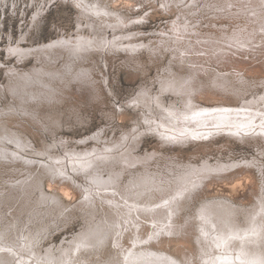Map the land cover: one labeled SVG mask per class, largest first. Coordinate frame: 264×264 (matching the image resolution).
<instances>
[{"label":"bare ground","instance_id":"bare-ground-1","mask_svg":"<svg viewBox=\"0 0 264 264\" xmlns=\"http://www.w3.org/2000/svg\"><path fill=\"white\" fill-rule=\"evenodd\" d=\"M53 1L39 0L14 38L2 18L19 0H0V264H91L86 255L116 257L104 264H264L251 246L264 240V220L244 228L239 219L255 204L264 218L263 186L257 174L235 178L259 168L264 184V169L204 160L186 172L158 147L136 152L149 136L173 147L215 134L264 142V0H57L76 9V32L42 41L37 29ZM161 13L167 25L146 28ZM151 68L156 76L119 107L110 71L129 70L132 83ZM96 106L103 125L67 136L89 128ZM116 109L135 111L133 126L120 130ZM228 179L230 192L254 198L203 197L206 185ZM74 194L82 202L65 199ZM195 196L204 255L156 249L186 242L174 215Z\"/></svg>","mask_w":264,"mask_h":264},{"label":"rangeland","instance_id":"rangeland-1","mask_svg":"<svg viewBox=\"0 0 264 264\" xmlns=\"http://www.w3.org/2000/svg\"><path fill=\"white\" fill-rule=\"evenodd\" d=\"M36 1L39 2V0H36ZM54 1L52 2L53 4L51 2H50L51 4L49 3V6L47 7V10H46V14L43 15V17H42L43 22L41 23V26L37 29V32H38L37 35H39L40 40H42V41H47L53 37H57V35H59V34H63V33L72 34L73 32H76V27H77L76 26L77 25L76 24L77 23V19H76L77 18V11H76V9L70 5L69 6H67V5L62 6V5H60V3L57 4V0L55 2ZM37 2H33L31 0H19L17 6H15V7L9 6L6 9V12H7L6 17L2 18L3 22H4L3 34L5 35V33L6 34L10 33L14 36V38H19L21 35L20 27L22 26L23 23H26V21L29 22L31 20V18L34 16V14L36 12L35 8L37 5ZM2 11L3 10L0 6V16L2 15ZM161 14H158V15L155 14L153 17H150L149 22L146 25V28L153 29V28L160 27L161 24L167 25V21L169 19H166L165 15H163V14L161 15ZM0 41H1L0 44L5 45V43H3L2 40H0ZM1 57H3V56H1V54H0V58ZM144 57H145V55H144ZM144 59H147V58L145 57ZM11 61H13L14 63L17 62L16 60H13V59ZM113 63H115V62H113ZM163 64H165L166 65L165 67H167L168 62H165ZM110 65L112 66L113 64H110ZM135 72L136 71H133V73H135ZM136 73L141 74V72H136ZM109 74L111 77V84H110L111 88L113 89L114 93L119 95V99L117 100L116 104L120 107V106H124L123 102H127L130 99L131 95H133L135 93V91H137L139 89V87L142 86L141 84L144 82V80H147L150 82V79L156 76L157 69L151 68L150 72L148 74H146V75L141 74L140 77L137 80H134L135 82H132V83L127 81L128 77L130 76L129 70H127V69H122L119 72H118V70L114 71V69H113L110 71ZM142 76H144V77H142ZM259 88H260L259 91L261 90V95H264L263 87L259 86ZM155 91L158 92L159 89H156ZM105 94H106V96H105L106 99L109 101L111 98L110 94L108 92H105ZM201 101H203L206 104H212V103L214 104L216 102V101L215 102H206L205 98L202 99ZM231 103L236 104L237 100L232 101ZM98 109L103 111L105 108L97 107L96 110L93 112L91 109H88V111L92 112L90 114L92 117V124L89 126V128L87 130H84L83 132L81 131L79 133H76L75 135H73V134L71 135V132L67 133L66 135L67 136L70 135V136L80 137L81 135L85 134L86 132L88 133L91 130L92 131L98 130V128L101 125H103L102 123L105 122V120H104L105 118L102 117L101 113H98ZM101 111H99V112H101ZM116 113H118V114L116 115L115 121L119 122V124H120L119 126H121L120 130L125 129V128L130 127V126H133L132 125V124H134L133 119H135V114L137 115V113H135V111L132 110V112H130V113H126V112L122 113L120 110L116 109ZM92 135H94V134H92ZM232 137L227 136V135H223V134H220V135L215 134L213 137L208 138L204 142H197V144L189 143V142H184L182 144L176 143V147H173L171 145L163 146V144L161 143V140L158 139L156 136H154V137L149 136V137L142 139L143 142H140L138 144V147L140 146L139 147L140 149L138 148V150H136V152L137 153L146 152L147 150L152 151L153 148L158 147V149L160 151L169 155V157H172L174 159L179 158L181 160L180 162L182 163L181 164L182 170H186V172H189L190 168H196V167L199 168V170H201V168H203L202 164H203L204 160H208L212 165L216 164L217 162H220V163H223L226 165L231 163V162H234L235 164H237V162L243 163L246 160L249 162H254L257 166H260L263 170L264 169V142L263 143L262 142L257 143L256 141H250L249 142V140H246V139L242 140L236 136H235V138H234V136H232ZM237 138H238V140H237ZM136 142L138 143V141H136ZM133 143H135V141L132 142L130 145H132ZM190 164H192V165H190ZM227 167H229V166H227ZM141 170H145V168L142 167ZM195 170H197V169H195ZM252 170L254 171L253 173L252 172L251 173L246 172L245 175L238 174L235 178L244 179L246 177V175L252 174L253 175L252 177L254 180V177H255L254 175L257 174V179H258V182L260 185L259 188L263 186V188H261L262 189L261 194H262V193H264V190H263L264 184L261 182L263 172H261V170L259 168H256L255 170L252 168ZM153 171H155V169ZM137 176H138V174L136 175V177ZM229 180L230 179H228L224 182L223 181H215V182H217L218 185L220 184L219 186H221V188H223V187L231 188L230 184H227L228 182L229 183L232 182V180L231 181H229ZM234 181H236V179H234L233 182ZM247 184H248L247 187L250 186L249 182ZM218 185L214 184V182L206 185L204 187V190H207V191H206V193H202V194H206L203 197H206V198L209 197L210 198V197L217 196V195L221 196L222 195L221 193L223 192L225 195H222V196H226V198H228L226 200H228V201H230V198H232L233 200H235L234 202L240 201V203H246L244 201L245 197L248 200L250 199L249 202L251 201V199L254 198L252 192L246 188L242 189V191L239 190L236 192H228V191L224 192L220 188H218ZM237 188H239V187H237ZM45 189L47 191H49L50 193L54 191L53 189H51L47 186ZM208 191H209V193H207ZM244 191H245V194H244ZM241 193H243L244 195L242 194V196H241ZM246 193H248V195ZM73 196L74 197L72 199L71 198H65V197L64 198L69 203L73 202V204H79V202H82L80 199V195L74 194ZM190 199L192 200L191 197H190ZM194 199H193V203L195 202L198 204H193L190 202L189 199H187V201H186V199L184 198L185 201L183 200L182 210H180V211L177 210L176 214L174 215V218L178 219L181 223V226L183 228H185V230H184L185 234L182 237L181 241H186V242H183V243L179 242V244L178 243H170L169 246L166 245L164 247H160L159 245H156V249H160V248L163 249L164 248L165 250L172 251V253L177 254L176 256L180 257L181 259L183 258V256L185 254H187L188 256H192V257L196 256L198 253L199 254L201 253L202 255H204L201 251L200 243L197 240V234H198L197 229H199V227H200V225L198 224L199 220H198V218L197 219L195 218L196 213L201 209V207L204 203H203V201H199V200H203V198H198L195 196ZM151 200H153V199H151ZM75 202H77V203H75ZM256 206H257V204H255L254 206L249 205L250 208L251 207L253 208L252 213L250 215H242L239 218L240 221H242L241 225L244 226L248 222L249 218H250V220L251 219L264 220L262 213H259L258 216L254 215V212H256V211L259 212L258 210L253 211L254 208H256ZM149 210H151V209H149ZM149 213H151V212H149ZM145 214H146V212H145ZM171 220H174V219H171ZM189 220L193 221L194 226H192V228H193L192 232L187 234L186 229H187V222ZM244 228H245V226H244ZM73 230H71V232L74 233L75 231L80 230V228L75 226L73 228ZM194 235H196V236H194ZM173 236H174V238H172V240H177V239L181 238V237H179V235H172L168 239L170 240V238ZM58 242H59L58 245H60L61 241L59 240ZM46 243H48V242H46ZM128 244H132V242H128ZM251 246L255 250L260 249L261 251L264 252V240H262V239H261L260 243L255 244V245H251ZM133 247H134V245H133ZM210 253H212V252H210ZM86 257L90 260L91 264L94 261L96 264H104L107 260L113 261V258H116V257H113V258L110 257L109 259H107V258L103 257V260L107 259V260L103 261V260H101L102 257H98V256H90L89 257V255H86ZM111 258H112V260H111ZM100 260H101V263H100ZM195 261H196L195 264H204V263H201L200 260L196 257H195ZM191 262H192V260H191ZM82 264H84V263L82 262Z\"/></svg>","mask_w":264,"mask_h":264},{"label":"water","instance_id":"water-1","mask_svg":"<svg viewBox=\"0 0 264 264\" xmlns=\"http://www.w3.org/2000/svg\"><path fill=\"white\" fill-rule=\"evenodd\" d=\"M214 184H217L218 185V183L217 182H214ZM220 185V184H219ZM219 185H218V187H219ZM222 191H224V192H230V191H232V189L231 188H227V187H224V188H221V186L219 187ZM206 191L207 190H205V192L204 193H206ZM207 193H209V191L207 192ZM191 203H192V200L190 201Z\"/></svg>","mask_w":264,"mask_h":264}]
</instances>
